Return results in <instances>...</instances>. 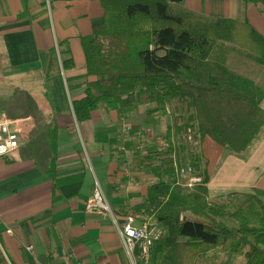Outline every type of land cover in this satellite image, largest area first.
I'll list each match as a JSON object with an SVG mask.
<instances>
[{
    "label": "crops",
    "instance_id": "crops-1",
    "mask_svg": "<svg viewBox=\"0 0 264 264\" xmlns=\"http://www.w3.org/2000/svg\"><path fill=\"white\" fill-rule=\"evenodd\" d=\"M172 5L248 25L264 38V0ZM103 20L97 0H0V114L20 121L19 147L0 158V264H130L113 218L120 222L132 215L150 184L139 178L151 175L139 172L140 161H133L136 169L123 181L112 150L125 124L140 131L151 125L147 104L127 117L100 106L81 123L73 109L93 81L82 39ZM63 60L73 67L64 69ZM260 107L264 111V99ZM140 113L143 125L136 121ZM200 147L204 157L214 148V186L210 179L207 185L214 200L227 199L231 207L229 197H236L239 207L254 198L264 212V124L240 155L209 138ZM95 182L110 213L85 208Z\"/></svg>",
    "mask_w": 264,
    "mask_h": 264
},
{
    "label": "trees",
    "instance_id": "trees-1",
    "mask_svg": "<svg viewBox=\"0 0 264 264\" xmlns=\"http://www.w3.org/2000/svg\"><path fill=\"white\" fill-rule=\"evenodd\" d=\"M97 1L104 20L82 39L86 70L93 81L84 98L73 103L78 123L89 120L100 106L127 117L140 105L154 103L157 110L147 112L146 124H152L150 117H166L171 104L186 109L185 123L175 115L166 131L163 140L169 147L162 151L167 158L153 160L158 151L151 144L140 164L155 180L133 206L132 215L140 223L152 219L166 231L152 245L148 264H196L217 249L224 255L243 256L245 264H264V212L258 201L249 198L228 211L224 202L209 200L206 170L198 173L201 184L188 189L178 183L171 158L175 155L181 163L187 148L180 138L190 129L191 146L209 138L237 155L257 139L264 124L260 107L264 89L214 56L226 46L264 67V38L248 25L177 11L169 0ZM62 63L64 69L73 67L71 60ZM138 131L132 128L130 133ZM124 145L129 151L132 143ZM125 154L116 146L112 150L113 158L123 159Z\"/></svg>",
    "mask_w": 264,
    "mask_h": 264
},
{
    "label": "rangeland",
    "instance_id": "rangeland-1",
    "mask_svg": "<svg viewBox=\"0 0 264 264\" xmlns=\"http://www.w3.org/2000/svg\"><path fill=\"white\" fill-rule=\"evenodd\" d=\"M173 7L175 10L179 11L177 7ZM221 47H223L222 52L218 50L214 58L219 61H223L231 71L240 74L242 77L251 80L255 85L260 86L262 89H264V73L261 74L259 71V69H263L262 67L257 66L252 60L248 59L243 51L231 50L229 47L226 46ZM146 106V111L149 113H155V111L157 110L156 105H154V103L148 104ZM174 106L175 104H171L169 108L166 109V117L164 116L158 120H152V117H150L149 119H151L152 122V124L150 123V126H145V124L143 125L144 115L140 113V115L137 116L136 121L143 125V130H141L143 131V134L141 133V131H139V135L135 134L134 132L130 133L131 128L129 129L127 127V124H125L123 131L119 134V139L114 145V148L116 146L117 148H120V150H123L126 153L123 159L115 158L116 161L120 163L121 173L123 172L122 174L125 177V179L123 177V181L128 182L126 181V179H129L132 176V172H134L136 169L132 167V164H130V162L136 161L138 163V161H140V164L143 163L139 159L146 155V148L149 145L154 144L157 147L158 152H156V154L154 152L155 157H153V160L160 161L159 159L161 158H167V155L165 156V154L167 153H165V151L160 150L157 143L158 141L165 139L168 127L172 126L173 122H171V119L173 117L175 118L176 116H181L183 122L185 123L184 118L186 116V113H184L186 110L185 106H179V104L177 108H175ZM145 117L147 116L145 115ZM180 123L182 124V122ZM186 133L182 134V138H180L182 144L186 146L185 148H187V150L185 153H183L182 157H180L181 163H179V165L183 167L192 166L195 172L200 174H202V172L206 170L207 174L210 177V181H212V184L214 186V164H212L214 162V148H211L209 153L206 154V157H204L201 152V145H196V142H193V146L190 145V143L192 142L191 139L194 135L193 131L190 129V131L188 130V132L186 131ZM175 139H177V137H175ZM124 143H132V146L130 147L129 151L126 150ZM188 144L190 146H188ZM195 146H197V148H195ZM193 149L194 151H192ZM210 157L211 159H209ZM174 160H176V157L174 158ZM196 163H198V165H196ZM139 167L140 168L138 169V171L143 173V171L145 170L144 166L139 165ZM139 179L145 181L147 180L148 183H151L155 180L152 176L146 178L144 175H141ZM229 199H231V207L227 206L228 208L226 209L228 211L236 210L238 208V203L234 201L236 197H229ZM209 200L218 202L214 200V195L212 196L210 194ZM226 200L227 199H222L219 201L222 203ZM227 224L231 225L232 222L228 221ZM196 264H245V258L243 256L233 257L231 255H224L222 252L218 251L215 254H208V256L201 257L197 260Z\"/></svg>",
    "mask_w": 264,
    "mask_h": 264
},
{
    "label": "built area",
    "instance_id": "built-area-1",
    "mask_svg": "<svg viewBox=\"0 0 264 264\" xmlns=\"http://www.w3.org/2000/svg\"><path fill=\"white\" fill-rule=\"evenodd\" d=\"M19 122L18 120L10 119L4 113L0 114V158L11 155L19 147V132L17 129ZM157 144L160 150H166L169 147L164 140L158 141ZM171 158L174 161V155ZM173 167H175L176 174L180 178L178 183L181 186L192 189L201 184L202 177L195 172L192 166L183 167L178 165L175 160ZM85 208L88 211H97L99 213L111 212L97 182L94 183L92 195L87 200ZM113 223L128 254L130 264H148L152 245L166 236L164 229L148 220L136 224L133 215L125 216L120 222L113 218ZM7 232L11 233L10 230Z\"/></svg>",
    "mask_w": 264,
    "mask_h": 264
},
{
    "label": "water",
    "instance_id": "water-1",
    "mask_svg": "<svg viewBox=\"0 0 264 264\" xmlns=\"http://www.w3.org/2000/svg\"><path fill=\"white\" fill-rule=\"evenodd\" d=\"M182 1H184V0H169V2L171 4H178V3L182 2Z\"/></svg>",
    "mask_w": 264,
    "mask_h": 264
}]
</instances>
